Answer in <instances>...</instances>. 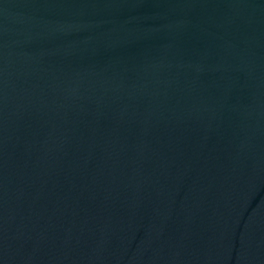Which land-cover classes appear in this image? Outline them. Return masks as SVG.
<instances>
[{
  "label": "water",
  "instance_id": "95a60500",
  "mask_svg": "<svg viewBox=\"0 0 264 264\" xmlns=\"http://www.w3.org/2000/svg\"><path fill=\"white\" fill-rule=\"evenodd\" d=\"M0 264H264V0H0Z\"/></svg>",
  "mask_w": 264,
  "mask_h": 264
}]
</instances>
